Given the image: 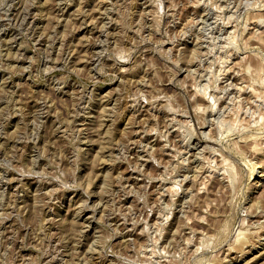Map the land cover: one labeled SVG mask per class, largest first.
<instances>
[{
  "label": "rangeland",
  "instance_id": "rangeland-1",
  "mask_svg": "<svg viewBox=\"0 0 264 264\" xmlns=\"http://www.w3.org/2000/svg\"><path fill=\"white\" fill-rule=\"evenodd\" d=\"M0 264H264V0H0Z\"/></svg>",
  "mask_w": 264,
  "mask_h": 264
},
{
  "label": "bare ground",
  "instance_id": "bare-ground-1",
  "mask_svg": "<svg viewBox=\"0 0 264 264\" xmlns=\"http://www.w3.org/2000/svg\"><path fill=\"white\" fill-rule=\"evenodd\" d=\"M199 98V97H198ZM198 109V108H197ZM197 182V181H196ZM196 188V187H195ZM199 191V190H198Z\"/></svg>",
  "mask_w": 264,
  "mask_h": 264
}]
</instances>
